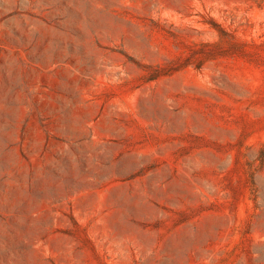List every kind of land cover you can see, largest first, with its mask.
I'll return each mask as SVG.
<instances>
[{"label": "rangeland", "instance_id": "374dc122", "mask_svg": "<svg viewBox=\"0 0 264 264\" xmlns=\"http://www.w3.org/2000/svg\"><path fill=\"white\" fill-rule=\"evenodd\" d=\"M0 264H264V0H0Z\"/></svg>", "mask_w": 264, "mask_h": 264}]
</instances>
